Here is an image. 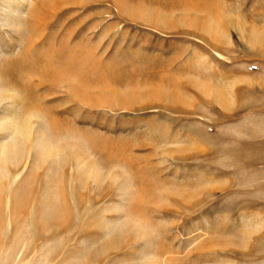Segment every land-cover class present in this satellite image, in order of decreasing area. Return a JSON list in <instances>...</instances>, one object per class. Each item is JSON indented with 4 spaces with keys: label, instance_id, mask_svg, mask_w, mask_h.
I'll list each match as a JSON object with an SVG mask.
<instances>
[{
    "label": "rangeland",
    "instance_id": "1",
    "mask_svg": "<svg viewBox=\"0 0 264 264\" xmlns=\"http://www.w3.org/2000/svg\"><path fill=\"white\" fill-rule=\"evenodd\" d=\"M62 49L97 59L83 88ZM23 111L0 264H264V0H0V126ZM136 191L162 232L113 243Z\"/></svg>",
    "mask_w": 264,
    "mask_h": 264
},
{
    "label": "bare ground",
    "instance_id": "2",
    "mask_svg": "<svg viewBox=\"0 0 264 264\" xmlns=\"http://www.w3.org/2000/svg\"><path fill=\"white\" fill-rule=\"evenodd\" d=\"M36 18V17H35ZM39 19H41V17H39ZM38 19V20H39ZM40 21V20H39ZM35 22H37V20L35 21ZM35 24H37V23H35ZM38 26H39V23H38V25L36 26V28L34 27V29H37L38 28ZM33 31H35V30H33L32 29V32L31 33H33ZM34 34V33H33ZM64 49H62V50H60L59 51V53H58V56H57V63L58 62H60V61H62L63 59V63L65 62V64H68L69 65V68H68V70H67V74L69 75V77L70 78H72V79H75V80H77V82H79V84H78V87L79 88H83V86H84V84H85V78L87 77L86 75L88 74V71H90L89 69L91 68H94V66H96V64H97V59L96 58H94V56H93V53L89 50V51H87L86 52V50L84 51V50H79V51H75V52H68L67 53V51H66V53L63 51ZM27 58V57H26ZM63 58V59H62ZM27 67V66H26ZM96 68V67H95ZM96 70V69H95ZM4 71V70H3ZM93 71V70H92ZM64 73V72H63ZM62 73V74H63ZM61 75V74H60ZM64 75H65V73H64ZM65 77V76H64ZM68 77V78H69ZM67 78V77H66ZM84 83V84H83ZM28 87V86H27ZM79 88H77V89H79ZM76 92L78 91V90H75ZM74 91V92H75ZM76 94V93H75ZM77 94H79V93H77ZM23 99H25V98H23ZM21 103H23V102H21ZM25 103H27V102H25ZM23 105H26V104H23ZM27 106H28V104H27ZM31 107V106H30ZM25 109V107L23 106V109L22 110H24ZM34 109H38V108H35L34 107ZM27 110V109H26ZM29 111V110H28ZM33 111V110H32ZM35 111V110H34ZM38 111V110H37ZM24 113V116H22V118L20 119V118H17V117H15V116H13V117H3L2 118V120H1V122L3 123V122H5V121H8V120H11L12 121V124H10L9 126H11L10 128H8L7 126L6 127H4V126H0V131H4V130H10L11 131V129L13 130L12 132H11V139H12V142H13V144L12 145H10V146H6V145H3V147H2V151H1V153H2V156L4 157V158H6L5 160L7 161V159L10 157V155L11 154H17L18 155V152L19 151H21V150H24L23 148H24V146L26 145V143L30 140V137H32V128H33V125H34V120L35 119H37V118H39V117H37L36 115H33V114H29V113H27L26 114V112L25 111H23ZM39 112L40 111H38V112H36V113H38L39 114ZM22 115V114H21ZM11 121H10V123H11ZM36 121V120H35ZM4 125V124H3ZM51 145H52V143H51ZM54 145V144H53ZM50 147V146H49ZM47 148H48V146H47ZM56 149V148H55ZM52 151H53V149H51ZM49 155L50 156H52L53 154H50V152H49ZM11 158V157H10ZM9 158V159H10ZM12 160H13V158H11ZM17 177H19V175L17 176ZM16 177V178H17ZM144 184H147L146 182H145V180H144ZM141 186V185H140ZM148 186V185H147ZM138 187V186H137ZM141 188V187H140ZM138 189H139V187H138ZM143 189V188H142ZM145 189V188H144ZM153 189V188H152ZM159 190V189H158ZM158 190L156 191V193L158 192ZM149 191H151V189L149 190ZM142 192L144 193V191L142 190ZM163 192V191H162ZM162 192H160V193H162ZM142 193V194H143ZM149 193V192H148ZM147 193V194H148ZM159 193V192H158ZM166 193V192H165ZM170 192H168V194H169ZM172 193H174V192H172ZM135 195H133L134 197L132 198V201H131V204L129 205V206H127V207H123V206H121V209H122V211H123V213H124V215L122 216V217H120V219H119V222L116 224V226L114 227L113 226V228H110L109 227V229H108V226L106 227L107 228V231H105L106 232V236H110L109 237V239H112V240H110V241H113V243H115L116 241H120V239H122V238H124L123 240L125 241V238H128V237H130V235H134V240L132 239V242H130V245H135V244H138L139 243V240L141 239L142 240V238H145V237H147V241L148 240H150V239H148V238H150V234H151V231L152 230H154V227L152 226V223H150V220H148L146 217V215H145V211H146V209H145V200L147 201V199L149 198L150 199V201H151V198L150 197H148L147 199H143V197L141 196V193L139 192V193H137V191H136V193H134ZM144 194H146V193H144ZM167 194V193H166ZM150 195H151V193H150ZM172 195V194H171ZM176 195V194H175ZM144 196H146V195H144ZM147 196H149V195H147ZM158 196H160V195H157V197ZM162 196H164L165 198H166V196L165 195H162ZM173 196V195H172ZM178 196V195H177ZM60 197H61V195H60ZM63 197V196H62ZM169 195L167 196V198L169 199ZM167 199V200H168ZM179 199V198H178ZM144 201V202H143ZM155 202H156V199H155ZM154 201H153V203L154 204H156ZM161 202V201H160ZM159 202V203H160ZM164 202H167V201H164ZM170 202V201H169ZM150 203V202H149ZM152 203V202H151ZM158 203V202H157ZM163 203V202H162ZM181 203V202H180ZM147 204H148V202H147ZM146 204V205H147ZM153 204V205H154ZM164 204V203H163ZM170 204V203H169ZM182 204V203H181ZM149 205V204H148ZM64 206V205H63ZM150 206V205H149ZM168 206V205H167ZM61 207V206H60ZM159 207H161V206H159ZM162 208V207H161ZM166 208V207H165ZM144 211V212H143ZM177 211V210H176ZM148 213V212H147ZM163 213V212H162ZM162 213H159V214H162ZM171 213V212H170ZM61 217L64 219V218H68V210H67V208H63L62 210H61ZM151 215V214H150ZM157 215H158V213H157ZM58 218V217H57ZM152 221H153V219H152ZM154 222V221H153ZM159 227V226H158ZM158 227H155V229L156 228H158ZM175 227V226H174ZM1 228V227H0ZM106 228H105V230H106ZM161 228V227H160ZM160 228H158V229H160ZM171 229V228H170ZM169 230V229H168ZM167 230V232H169ZM160 231V234H161V232H162V230L160 229L159 230ZM158 231V232H159ZM91 232H94V231H92L91 230ZM155 232V231H154ZM154 232L152 233V234H154ZM156 232H157V230H156ZM167 232H165V233H167ZM87 233H89V232H87ZM150 233V234H149ZM90 234V233H89ZM150 235V236H149ZM157 235V234H156ZM149 236V237H148ZM161 235H159V237H160ZM96 237H98V236H96ZM112 237V238H111ZM158 237V238H159ZM164 237V236H163ZM162 237V238H163ZM94 238V237H93ZM100 238H102L103 239V237H100ZM99 238V239H100ZM133 238V237H132ZM157 237H156V239H158ZM164 238H166V237H164ZM98 239V240H99ZM101 239V240H102ZM109 239H107V240H109ZM154 239H155V237H154ZM154 239H153V241H154ZM100 240V241H101ZM104 240L106 241V239L104 238ZM127 240V239H126ZM144 240V239H143ZM162 240V239H161ZM86 241V240H85ZM109 241V242H110ZM128 241V240H127ZM151 241V240H150ZM150 241L149 242H147L149 245H150ZM159 241V240H158ZM166 242V239L164 240L163 239V241H162V243L163 242ZM87 242H89V243H87ZM96 242H97V240H96ZM96 242L95 241H93V239H91L90 238V240H87L86 241V243H87V247L89 248L88 249V251H89V254H91L92 255V258L93 257H96L97 255H100V253L99 252H102L103 251V249L105 248L104 247V245L101 247V248H98V249H96V251H94L93 252V248H94V246L96 245ZM107 242V241H106ZM164 242V243H165ZM98 243V242H97ZM112 243V244H113ZM153 243H155V242H153ZM103 244V243H102ZM102 244H100V245H102ZM111 244V245H112ZM117 244V243H116ZM121 244H122V242H121ZM124 245V244H123ZM123 245H122V247H123ZM126 245V244H125ZM129 245V246H130ZM151 245H152V243H151ZM150 245V246H151ZM97 246V245H96ZM135 246H138V245H135ZM161 246H162V244H161ZM163 246H164V244H163ZM86 247V246H85ZM125 247V246H124ZM152 247V246H151ZM155 247V246H154ZM106 248H108L107 246H106ZM113 248V247H112ZM169 248V247H168ZM86 249V248H85ZM120 249V248H119ZM148 249V248H147ZM155 249V248H154ZM166 249V248H165ZM95 250V249H94ZM132 250H133V248H132ZM139 250V249H138ZM163 250V249H162ZM166 250H168V249H166ZM170 250L171 249H169L168 251L170 252ZM120 251V250H119ZM93 252V253H92ZM108 252H110V250L108 251ZM107 252V253H108ZM133 252H135V251H133ZM139 253L141 252V251H138ZM143 252H145L144 250H142V252H141V255L143 256V258L141 259V263H145L146 264V261L148 262V263H150V264H167L164 260H162V258H161V260H158V258L157 257H155V253L154 254H152V253H149L148 252V254L145 252V253H143ZM167 252V251H166ZM129 253H131V252H129ZM135 253H137V252H135ZM103 254H105V253H103ZM149 254H151V255H149ZM84 255V254H83ZM88 255V254H87ZM110 255V254H109ZM127 255V254H126ZM129 255V254H128ZM139 255V254H138ZM140 256V255H139ZM141 256V257H142ZM99 257V256H98ZM129 257H130V255H129ZM131 257H133V254H131ZM130 257V258H131ZM101 258V257H100ZM136 258H137V254H136ZM136 258H134L133 260L135 261H137L138 259H136ZM167 258V257H166ZM95 259V258H94ZM99 259V258H98ZM97 259V260H98ZM91 260V259H90ZM125 260V259H124ZM123 260V261H124ZM126 260H128V259H126ZM177 260V259H176ZM98 261H100V260H98ZM131 261V260H130ZM129 261V262H130ZM136 261H135V263H136ZM140 260H138V262H139ZM128 262V261H127ZM133 262V261H132ZM178 262V261H177ZM180 262V261H179ZM98 263V262H97ZM121 263V262H120ZM141 263H138V264H141ZM88 264V263H87Z\"/></svg>",
    "mask_w": 264,
    "mask_h": 264
}]
</instances>
